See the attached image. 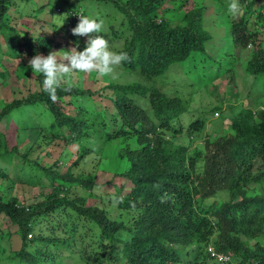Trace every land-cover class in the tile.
Here are the masks:
<instances>
[{
    "label": "trees",
    "instance_id": "16d2710c",
    "mask_svg": "<svg viewBox=\"0 0 264 264\" xmlns=\"http://www.w3.org/2000/svg\"><path fill=\"white\" fill-rule=\"evenodd\" d=\"M90 1L112 6L120 14L118 27L126 33L122 48L117 52L128 54L130 59L121 66L132 74L134 81L106 84L105 90L111 93L108 98L115 112L94 113V117L63 113L60 100L71 96L92 97L93 93L61 85L57 90L58 99L53 101L43 90L44 77L40 74L39 92L31 94L27 100H13L7 104L0 111V121L17 108L25 105L37 108L41 104L46 109L42 113L48 111L53 117L52 127L48 128L52 136L64 137L65 129V139L78 145L90 140L102 143L121 140L124 145L119 157L125 166L114 176L128 183L131 189L121 195L123 183L113 187L119 197L118 209L130 214L131 221L128 225L118 223L111 220L103 208L87 206L81 198L70 199L72 184L89 193L96 184L74 178L71 169L58 173L54 170L55 162L45 169L50 177L51 191L40 203L22 205L15 197L3 201L0 196V215L17 227L22 240V247L14 253L13 261L16 264H44L49 256L46 248L71 250L72 240L83 239V235L77 237L69 221L83 220L98 230L95 242L99 245L107 243L111 248L107 254L93 247L83 248L87 259H93L97 264H102L104 259L123 260L125 264H217L206 251L204 257L201 252L206 250L207 246L203 248V244L211 236L215 251L233 256L237 264H264V244L258 241H264V193L256 194L250 189V186L264 187V110L260 109L263 106L255 110L240 107L238 111L226 112V131L220 127L215 130L219 134H208L203 147L189 153L186 147L173 144L164 135L171 133L173 138L174 134L180 133L179 129L173 128L172 122L187 112L188 101L177 95L169 97L160 89L135 80L140 77L150 82L173 66L186 61L195 64L197 54H204L205 45L212 39L204 27L205 9L194 4L192 9L180 12V20L173 23L164 17L163 8L173 2L176 6L182 5L180 1ZM255 2L239 0L242 14L226 30L234 51L248 52L247 48L252 46V51L246 53L245 70L253 78L264 76V31H261L264 15L255 13L261 21V27L255 30L247 18L255 12L252 10ZM11 3L0 0V25ZM180 8L175 7L174 12ZM75 12L88 16L81 9L73 10L66 18L70 28L79 22ZM118 35L115 29L112 36L118 38ZM53 46L49 38L29 37L23 43L18 42L16 56L30 59L36 54L47 56ZM233 54L227 60H232L231 63L219 66L211 76H203L208 78L207 83L230 72L236 57ZM210 67L205 66L206 69ZM141 100L147 108L139 104ZM215 111H221V107L214 108ZM206 121L197 119L191 123L187 128L190 136L203 131ZM16 150L17 145L7 149L3 144L2 151L6 156L14 157L12 153ZM93 152L89 147H81L74 165ZM219 193L228 194L229 200L218 205L208 203ZM67 209L70 213L66 211L65 214L70 216L67 215L63 222L53 220L54 213L64 214ZM119 231L127 233L128 240L122 242L115 237ZM247 239L254 241L253 247ZM27 242L34 244L33 250L25 249ZM49 254V260L54 258L52 252Z\"/></svg>",
    "mask_w": 264,
    "mask_h": 264
},
{
    "label": "rangeland",
    "instance_id": "374dc122",
    "mask_svg": "<svg viewBox=\"0 0 264 264\" xmlns=\"http://www.w3.org/2000/svg\"><path fill=\"white\" fill-rule=\"evenodd\" d=\"M12 1L11 8L1 20L0 25V111L13 100L24 101L33 93L41 89L38 76L29 67V57L16 56L18 42L23 43L29 37H46L52 41L54 48L51 51L70 50L78 45V50L83 51L87 37L73 36L71 24H66V18L73 10L81 9L88 16L102 19L104 21L103 31L99 35L109 41L111 50L118 51L122 48L126 33L119 28L120 14L107 4L95 3L90 0H9ZM176 3H167L164 8V17L173 23L180 20V12L192 9L194 4L204 8V27L211 34L210 43L205 45V53L197 54L194 62L190 65L187 61L170 68L165 74L153 81H146L135 77L137 82L146 86H153L163 91L167 96L177 95L188 101V110L180 118L172 122L174 129L180 133H164L167 140L175 145L186 147L189 153L201 149L208 139V134H219L215 130L220 127L226 131L228 119L226 112H235L240 107L257 109L264 107V76L253 78L245 70L247 61L246 53L252 51V46L246 51H234L228 42L227 27L231 22L239 20L242 11L238 15L229 12L228 6L231 0H175ZM253 1V0H249ZM252 10L253 15H248V22L252 29L260 28L261 21L254 15L261 12L264 15V0H255ZM45 5L43 8H39ZM181 6L180 10L174 12V8ZM59 17V18H57ZM10 27L13 30H10ZM76 26H74L75 28ZM118 30V38L112 36L114 30ZM264 31V29H261ZM233 66L230 72L220 75L207 83L206 76H211L213 70L219 66L229 64L227 61L234 55ZM228 54H232L228 56ZM211 66L206 69L205 66ZM203 66V67H202ZM205 69V70H204ZM204 71V72H202ZM132 74L125 72L122 66L115 68L109 76H100L95 72L75 74L70 82L62 83L77 89L88 90L93 93L92 97L71 96L60 100L59 107L63 113L74 116L79 114L85 117H94V113L102 115L115 112L108 96L111 94L105 90L108 82H131ZM232 78V81H231ZM144 100V99H142ZM139 102L144 108L147 104ZM221 107V111L213 112L214 108ZM43 105H25L13 110L11 114L0 121V196L3 201L15 197L22 205L40 203L50 193V177L45 169L54 168L60 174L71 169L74 178L84 181H93L96 187L91 193L83 188L72 184L70 187V199L81 198L87 206L103 208L111 220L128 225L131 215L118 209V196L115 195L114 185L123 189L121 195L126 194L131 188L126 182L116 178L114 175L122 171L124 161H120L119 153L123 147L121 140L83 141L78 145L76 142H68L65 137L50 135L48 128L51 126L52 116ZM217 113V114H216ZM218 116V117H217ZM197 119H206L203 131L195 133L192 137L188 133V126ZM225 125H224V124ZM52 127V126H51ZM54 127V126H53ZM181 127V128H179ZM3 144L7 149L17 145L14 157L3 154ZM81 147H89L94 152L84 160L74 165L75 159L80 155ZM98 149L100 150L98 152ZM98 152V153H97ZM253 193H264V187L250 186ZM251 195L252 193L249 192ZM226 193H219L214 199L208 200L211 204H220L228 201ZM214 201V202H213ZM58 211H60L58 209ZM54 213L55 219L63 222L70 213L69 209L64 214ZM42 223L43 220H40ZM72 223L77 237L83 235V239L72 240L73 248L64 249L59 247L46 248L47 262L44 264H97L93 259H87V252L83 248L93 247L97 251L107 254L111 248L107 243L99 245L95 242L96 232L88 222L76 220ZM70 228H67L69 230ZM79 231V233H78ZM72 233V231H71ZM120 241L128 240L127 233L119 231L115 234ZM29 239V238H28ZM212 236L204 247L212 245ZM250 247L254 241L246 240ZM256 241V240H255ZM264 244V241L258 240ZM28 243V242H27ZM22 247L20 234L17 227L7 218L0 215V264H16L13 255ZM41 250H44L42 246ZM118 248L120 246L118 245ZM201 248V250L203 249ZM26 250H33L34 244L28 243ZM81 251V254H80ZM54 258L49 260L51 253ZM202 256L205 250L202 251ZM52 255V256H53ZM204 257V256H203ZM232 264H237L235 258L230 256ZM201 258H199L200 260ZM102 264H125L124 261L112 262L104 259Z\"/></svg>",
    "mask_w": 264,
    "mask_h": 264
},
{
    "label": "clouds",
    "instance_id": "9594fccd",
    "mask_svg": "<svg viewBox=\"0 0 264 264\" xmlns=\"http://www.w3.org/2000/svg\"><path fill=\"white\" fill-rule=\"evenodd\" d=\"M228 10L231 14L238 15L242 11L239 0H231ZM78 17L79 22L71 32L73 36L87 37L83 51H79L78 45H76L67 51H51L47 56L36 54L29 60V67L32 72L42 74L44 77L43 90L53 101L58 99L57 90L61 84L70 82L75 74L95 72L100 76H109L116 67L130 59L126 52L111 50L108 39L99 35L103 31L104 21L102 19L98 20L83 14L78 15ZM260 109L264 110L263 107ZM208 247L212 246L206 247V253ZM213 250L215 251L214 248ZM226 256L230 258L227 264H231V257ZM221 259L226 261L227 257H221ZM217 264L219 263L217 262Z\"/></svg>",
    "mask_w": 264,
    "mask_h": 264
},
{
    "label": "built area",
    "instance_id": "2783aa9c",
    "mask_svg": "<svg viewBox=\"0 0 264 264\" xmlns=\"http://www.w3.org/2000/svg\"><path fill=\"white\" fill-rule=\"evenodd\" d=\"M80 12H75L74 16L79 19L78 15H80ZM31 236L29 235L28 238H30ZM207 253L210 255L211 258H213L215 261H217L219 264H227L230 261V258L226 255L220 254V253H216L212 247H208L207 248ZM221 257H227V260L224 261L223 259H221Z\"/></svg>",
    "mask_w": 264,
    "mask_h": 264
}]
</instances>
